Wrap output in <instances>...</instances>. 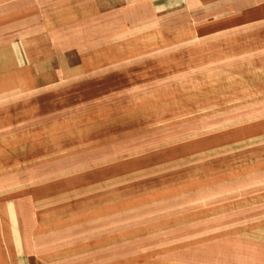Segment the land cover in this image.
Returning <instances> with one entry per match:
<instances>
[{
  "label": "crops",
  "instance_id": "0c3cea01",
  "mask_svg": "<svg viewBox=\"0 0 264 264\" xmlns=\"http://www.w3.org/2000/svg\"><path fill=\"white\" fill-rule=\"evenodd\" d=\"M198 55L231 56V91L263 86L264 0H0V264H124L107 165L59 157L95 132L60 104L105 101L109 70L148 85Z\"/></svg>",
  "mask_w": 264,
  "mask_h": 264
},
{
  "label": "rangeland",
  "instance_id": "374dc122",
  "mask_svg": "<svg viewBox=\"0 0 264 264\" xmlns=\"http://www.w3.org/2000/svg\"><path fill=\"white\" fill-rule=\"evenodd\" d=\"M222 57L198 55L202 67L157 71L148 85L109 70L105 101L60 104L95 132L59 157L107 165V226L124 264H264V120L242 117L263 114L264 95L231 103L264 90V71L251 75L263 86L231 91V56L209 64Z\"/></svg>",
  "mask_w": 264,
  "mask_h": 264
}]
</instances>
